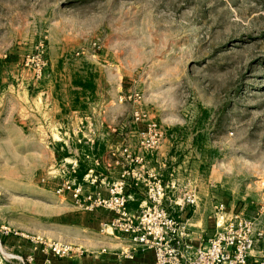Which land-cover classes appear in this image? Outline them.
<instances>
[{
  "label": "rangeland",
  "instance_id": "obj_1",
  "mask_svg": "<svg viewBox=\"0 0 264 264\" xmlns=\"http://www.w3.org/2000/svg\"><path fill=\"white\" fill-rule=\"evenodd\" d=\"M0 60L35 95L91 73L106 104L89 112L119 114L127 130L140 107L172 137L183 186L264 233V0H0ZM52 161L0 152V213L42 198L50 215Z\"/></svg>",
  "mask_w": 264,
  "mask_h": 264
},
{
  "label": "crops",
  "instance_id": "obj_2",
  "mask_svg": "<svg viewBox=\"0 0 264 264\" xmlns=\"http://www.w3.org/2000/svg\"><path fill=\"white\" fill-rule=\"evenodd\" d=\"M5 68H0V152H48L52 154L50 168L55 169L54 174L69 167L67 163L78 161V169L84 166L88 170L80 185L82 195L92 199L108 197L107 185L103 182L112 184L127 167L124 148L129 146L134 154L139 151L136 128L126 130L119 114L110 117L107 112H89L91 106L106 104L95 98L97 84L94 95L76 98L74 74L63 82L39 86L41 91L35 95L30 84H9L2 76ZM171 141L172 137L166 134L159 150L146 153L142 170L159 174L165 184L184 187L180 180L184 162L181 156L176 158L177 150ZM66 153L68 155L63 156ZM94 178L98 179L96 184H92ZM41 182L45 185L46 181ZM24 189L27 190V186ZM143 189L141 182L131 181L129 209L132 212H138L146 204ZM61 198L57 200L59 204L56 202L47 208L50 215L45 214L42 198L31 206L26 202L20 209L11 207L0 213V228L9 226L48 241L69 244L79 253L59 259L41 251L33 252L27 242L13 237L5 239L6 251L22 257L33 254V264H153L151 251L134 245L129 237L103 229L111 214L89 212L70 196ZM181 198L177 192L169 190L166 208L178 221L187 222L191 237H202L201 242L194 241L196 246L206 244L216 232L215 214L219 202L214 200H219L214 195H201L196 207L185 208ZM14 212L21 215L19 222L13 220ZM260 252L255 250L253 255Z\"/></svg>",
  "mask_w": 264,
  "mask_h": 264
},
{
  "label": "built area",
  "instance_id": "obj_3",
  "mask_svg": "<svg viewBox=\"0 0 264 264\" xmlns=\"http://www.w3.org/2000/svg\"><path fill=\"white\" fill-rule=\"evenodd\" d=\"M136 96L134 102L139 103ZM138 138V152L134 154L129 146L123 150L127 167L118 180L107 185L108 197L83 196L82 188L74 178L78 161L67 163L55 176L61 180L55 193L60 197L70 196L79 206L89 212H105L111 219L103 224V229L129 237L131 242L153 253V264H264V250L254 256L256 246L264 233L259 231L256 222L245 219L242 213L230 211L225 204L216 207V232L206 244L196 246L194 241L202 237H191L187 222L178 221L166 208L168 191L181 196L184 207H196L199 203L197 188L193 185L180 187L176 183L165 184L159 174L145 172V154L153 153L163 145L166 134L158 123L149 118L140 107L132 115ZM99 166V163L97 164ZM140 167V168H139ZM97 178L92 184L97 183ZM142 183L146 199L144 207L138 212L129 209L130 183ZM83 198V200H82ZM19 238L27 242L33 252L64 259L79 252L74 246L48 241L40 236L31 235L2 226L0 228V264H33V254L22 257L6 251L2 240ZM198 238V239H197ZM48 263L49 260H48Z\"/></svg>",
  "mask_w": 264,
  "mask_h": 264
},
{
  "label": "trees",
  "instance_id": "obj_4",
  "mask_svg": "<svg viewBox=\"0 0 264 264\" xmlns=\"http://www.w3.org/2000/svg\"><path fill=\"white\" fill-rule=\"evenodd\" d=\"M73 87L75 89L76 98L86 97L87 94L90 96L94 95L96 91V85L94 77L91 73H88L86 77H80L75 75L73 80ZM58 155V154H57ZM64 154L63 156H67ZM59 157V156H58ZM88 170L81 166L74 174V178L77 180L79 185H83L84 176L87 174Z\"/></svg>",
  "mask_w": 264,
  "mask_h": 264
}]
</instances>
